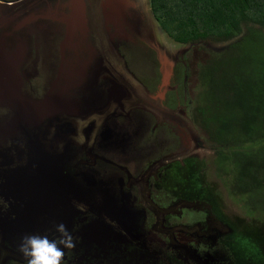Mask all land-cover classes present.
I'll use <instances>...</instances> for the list:
<instances>
[{
	"label": "flooded vegetation",
	"instance_id": "flooded-vegetation-1",
	"mask_svg": "<svg viewBox=\"0 0 264 264\" xmlns=\"http://www.w3.org/2000/svg\"><path fill=\"white\" fill-rule=\"evenodd\" d=\"M70 1L0 0L14 6L10 20L0 21V53L19 52L16 97L36 104L35 113L19 115L0 87V264H26L18 250L22 237L54 239L60 222L75 241L62 264H253L241 238L250 227L232 226L206 176L207 145L193 124H203L209 137L203 104L193 113L186 108L194 99L192 65L201 70L202 64L186 54L203 40L176 41V54L166 49L163 29L154 30L152 0H134L136 36L111 38L99 11L103 0H92L95 55L84 35L63 50L66 27L55 13ZM251 26L264 38V26L249 22L232 39L216 28L208 38L223 43L215 50L234 53ZM156 43L174 61L167 86ZM129 54L140 70L128 68ZM65 71L71 106L55 96ZM56 101L58 107L44 111Z\"/></svg>",
	"mask_w": 264,
	"mask_h": 264
},
{
	"label": "trees",
	"instance_id": "trees-1",
	"mask_svg": "<svg viewBox=\"0 0 264 264\" xmlns=\"http://www.w3.org/2000/svg\"><path fill=\"white\" fill-rule=\"evenodd\" d=\"M152 4L163 32L181 44L208 39L216 34L215 28L218 35L223 30L227 36H222L232 39L240 33L242 22L264 26V0H152ZM249 44H257L255 50L263 54L259 57L255 52L248 53L246 47L231 54L225 52L211 72L202 71L208 91L201 111L210 138L218 143L220 155L224 156L219 157L221 169L227 176L233 175L232 194L259 199L263 211L264 38L252 26L249 35L234 46ZM248 144L251 149L243 150ZM252 239L255 240L253 237L249 242ZM246 256L252 258L249 261L253 264H264L260 261L264 260V249L259 244L248 247Z\"/></svg>",
	"mask_w": 264,
	"mask_h": 264
},
{
	"label": "rangeland",
	"instance_id": "rangeland-1",
	"mask_svg": "<svg viewBox=\"0 0 264 264\" xmlns=\"http://www.w3.org/2000/svg\"><path fill=\"white\" fill-rule=\"evenodd\" d=\"M89 1L87 2V5L88 7L91 8L89 10V16L91 20V25H90L91 31L90 32L92 33L93 37L96 38L97 35L94 33H97V32L93 28L94 16L96 12H95V8L93 5V1L92 0H89ZM46 27H48V30H50L51 28L54 30L52 22H47ZM157 27L161 28L159 24L158 25L156 24L154 25V30H156ZM12 28L13 27H8V30H11ZM57 29L59 30V27L58 28L55 27V30ZM28 39L30 40V43H33L35 40V37L30 36ZM161 42L167 47L166 49L168 50H173V51L176 50L178 52V49L181 47L180 44L176 43V41H174L172 38L169 39L168 35L165 32H164V35L163 34L161 35ZM219 44H223V43H219L217 40L213 38L204 39L200 45L194 46L186 54L187 58L197 56L196 64L202 63L200 67L201 70H197L195 68V65H192V70H191L192 74H190L191 84L188 82L189 91H191V96L194 99L192 100V103L189 104L188 107L186 108L188 109V111L191 110L192 113L195 107L201 106L203 104V99L205 97V94H207V91H208V88H206L208 86L205 87V85L203 84L202 72H201L202 69L204 73L205 71H208V70H210L211 72L214 66L213 64L217 63V61H219V58L224 57L226 55L225 52H229L227 51V48H225L224 50H215L213 48L215 45H219ZM257 46H258L257 44H249L247 46L242 45L241 48L243 49L246 47L245 49L247 50L248 53L255 52L256 56L260 57L263 54V52L260 50H255ZM56 48H57V44L54 43L53 49L56 50ZM107 49L110 50L109 46H107ZM161 49L163 50L164 48H161ZM98 53L100 56H102L100 52H97V54ZM121 53L124 54L122 50H121ZM229 54H231V52H229ZM130 56L131 54H129V57L127 58L128 68L130 70H136V69L140 70V66H141L140 62H138L137 60H132L133 57H130ZM202 66L204 67L202 68ZM209 66L210 68L207 69ZM141 71H145V67L141 68ZM183 104H186V103H183ZM193 124H194V127L197 129L198 133L200 134L201 138L204 140V142L207 145V148L202 150L203 154L208 155L207 163L205 164V166L207 167L206 176L209 178L211 182L216 183L217 188L215 190V194L222 196V198L224 199V204L227 210L228 221L231 224H233L232 226L234 228L238 227V222L244 221V224L250 227L249 230L251 234L249 236L248 235L241 236L242 244L248 247H251V245L252 247H258V244L261 245L260 244L261 241L257 239L256 235L262 234L261 238L264 242V210L263 211L261 210L260 200L256 198H250L248 197V195L244 196V195H238L235 193L232 194L230 189H233L232 188L233 186H231V183L234 181V178H233V175L227 176V172L221 169V163H219L220 162L219 157H222L223 154L220 155L221 151L218 150L219 149L218 143L212 141L213 139L209 138L210 136L208 137L206 133H204L205 128L201 129V126L203 124L201 126L195 123ZM229 148L230 147L228 146L225 147V149H228V150L230 149L235 150V148H230V149ZM242 149L250 150L251 145L249 144L245 145L242 147ZM228 150L224 152H228ZM230 166L233 168L232 164H230ZM233 173L234 171L231 172V174ZM262 206H264V203L262 204ZM240 226L241 228H243V224H240ZM241 231H243V229H241ZM250 237L251 238L254 237L255 240L252 239L251 242H249V240L251 239Z\"/></svg>",
	"mask_w": 264,
	"mask_h": 264
},
{
	"label": "water",
	"instance_id": "water-1",
	"mask_svg": "<svg viewBox=\"0 0 264 264\" xmlns=\"http://www.w3.org/2000/svg\"><path fill=\"white\" fill-rule=\"evenodd\" d=\"M87 2L88 0H71L66 6L60 8L57 13H55L56 17L59 18V20H61L66 27V38L62 43L63 50H65L68 44H71L73 40H77L84 35L82 39L86 42V46H89L88 49H90L87 52H93L95 55L96 50L93 49L91 42L89 41L91 25L89 10L91 8L88 7ZM12 4V2L6 5L0 3V21L8 22L10 20L9 12L14 10V6ZM99 7V11L104 19L106 32L111 38L113 37L127 40L138 34L136 31L137 26L134 22L136 8L134 0H103ZM67 8L68 10H66ZM82 26L84 27V31ZM156 45L157 47L155 50L159 53V60L162 65V72L164 75L163 85L167 86L172 74L174 61L173 59L169 60V55H167L166 51L164 49L162 50V47L157 43ZM18 57L19 52L6 54L0 53V61H4L6 63L4 65H0V87L5 90L7 94H11L12 98L10 99L15 101L19 107L18 114L23 116L28 115L29 113H35L36 104L29 103V105H25L26 103L17 100L16 96H18V94L16 89L18 88L19 79L16 73L13 72V65H15ZM62 73L65 82H60L57 88L61 89H58V94H55V96L56 98L57 96L60 97L57 101H59L61 105L68 104L71 106L64 90L68 89V86L72 83V78L69 77L67 71ZM74 74H79V72L74 70ZM51 90H54V86H52ZM62 96L65 99H63ZM57 101L54 103L55 105H50L45 108L44 111L58 107L56 106ZM72 105H76V103Z\"/></svg>",
	"mask_w": 264,
	"mask_h": 264
},
{
	"label": "clouds",
	"instance_id": "clouds-1",
	"mask_svg": "<svg viewBox=\"0 0 264 264\" xmlns=\"http://www.w3.org/2000/svg\"><path fill=\"white\" fill-rule=\"evenodd\" d=\"M57 237L49 239L47 235H25L21 239L19 252L26 264H62L65 249L75 247V241L67 226L60 222L54 226Z\"/></svg>",
	"mask_w": 264,
	"mask_h": 264
}]
</instances>
